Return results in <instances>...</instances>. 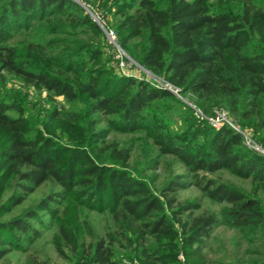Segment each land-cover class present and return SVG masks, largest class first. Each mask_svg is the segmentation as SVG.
Returning a JSON list of instances; mask_svg holds the SVG:
<instances>
[{
	"label": "trees",
	"instance_id": "16d2710c",
	"mask_svg": "<svg viewBox=\"0 0 264 264\" xmlns=\"http://www.w3.org/2000/svg\"><path fill=\"white\" fill-rule=\"evenodd\" d=\"M216 1L219 6L213 8L211 0H164L163 3L134 0V7L128 4L133 12L127 15L124 25L130 27L127 38H140L132 47V56L184 93L197 96L202 108L224 106L239 119L250 120L258 135L264 132V1L232 0L239 6L237 11L227 4L228 0ZM0 2V76H4V72L21 76L25 84L45 88L69 102L87 96L88 115L107 116L120 130H152L151 136L160 151L176 156L193 172L227 169L240 177L251 178L254 184L253 195H248L210 178L199 179L197 184L208 196L223 199L230 207L222 219L211 211L194 215L190 212L197 206L178 202L174 194L181 186L178 179H171L161 195H157L127 171L100 163L93 155L95 151L58 150L45 138L27 135V121L20 107L0 99V158L3 162L0 170L12 180L10 194L0 202V212L10 213L47 181H55L70 192L79 190L83 196H90L93 203L99 200L100 193H109L112 204L108 209L116 234L138 247L141 264H168V259L178 252V242L174 240L180 241V234L187 246L195 245L220 222L238 227L263 226L264 229V203L257 198L264 192V157L246 146L241 132L229 124L224 125L219 131L209 133L211 140L203 154L193 152L145 118V110L155 101L171 96L152 83L125 75L105 80L99 70H94L73 84L50 69L35 63L25 64L20 60L18 48L9 42L32 22H51L62 16L71 17L67 24L77 27L97 26L73 0ZM125 38L126 35L122 36L123 40ZM11 110H18L20 114L12 115ZM102 138L104 136L95 133L96 143ZM97 148L102 154L111 150L124 165L131 159V150L127 147L109 144L107 149ZM35 214L31 209L0 220V264H12L7 256L16 246L15 240L21 238L16 230L28 236L32 228L26 220ZM59 231L65 247L78 248V237L71 226L62 221ZM114 243L115 237L110 231L107 237L94 240L90 244L92 262L117 264L113 257ZM63 244L57 243L60 254H64ZM168 245H177V249L168 251ZM27 264L46 262L29 255ZM191 264L203 263L197 259Z\"/></svg>",
	"mask_w": 264,
	"mask_h": 264
},
{
	"label": "rangeland",
	"instance_id": "374dc122",
	"mask_svg": "<svg viewBox=\"0 0 264 264\" xmlns=\"http://www.w3.org/2000/svg\"><path fill=\"white\" fill-rule=\"evenodd\" d=\"M73 1L86 10L97 28L67 24L72 18L62 16H57L51 22H32L9 42L18 48L21 61L27 65L35 63L38 67L50 69L73 84L94 70H99L98 73L105 80H115L116 76L125 75L139 81H148L171 93V96L155 101L145 110V118L183 148L203 154L211 140L209 133L219 131L229 124L244 135V143L248 148L264 157V132L257 135L250 120L239 119L224 106L209 105V110L202 108L197 96L191 92L184 93L179 88L178 92H174L172 84L168 82L170 86L166 85L164 78L152 73L132 56V47L140 38H127L130 27L124 25L127 15L133 12L128 4L132 3L134 7V0ZM211 2L213 8L219 6L218 1ZM227 4L235 11L239 8L232 0H228ZM108 30L114 31L118 45L126 53L122 58L124 70L119 67L120 58L115 55L117 48L111 43ZM125 35L123 40L122 36ZM31 44H34L32 48ZM3 75L0 76V99L20 107L27 121V135L45 138L58 150L80 148L90 153L95 151L93 155L98 157L100 163L127 171L134 178L145 182L157 195H161L167 183L176 178L181 186L174 194L178 202H191L197 206L190 212L194 215L211 211L222 219L230 207L227 201L212 198L199 187L197 181H203V177L253 195L254 184L251 178L240 177L227 169L193 172L176 156L163 154L151 136L152 130H120L112 125L107 116L100 113L88 115L87 96L69 102L64 96H58L45 88L25 84L21 76L6 72ZM9 113L18 115L20 111L11 110ZM95 133L104 138L96 143ZM109 144L131 150V159L126 165L116 160L111 150L102 154L97 148L107 149ZM2 163L0 158V167ZM11 181V177L1 169L0 202L10 194ZM98 196L99 200L93 203L90 196H83L79 190L70 192L55 181H47L21 204L14 206L10 213L0 212V220L22 215L31 209L36 212L33 218L26 220L32 228L28 236L16 230L21 238L15 240L16 246L7 256L9 261L12 264H27L29 255H32L46 264H94L90 257V244L96 239L107 237L110 231L115 237L113 257L117 264H141L138 247L116 234L108 209L112 204L110 194L100 193ZM257 198L264 203V192H260ZM103 199L105 203H102ZM62 221L64 225L71 226L73 234L78 237L77 249L64 246L59 231ZM177 228L180 230L178 225ZM179 236L180 241L174 240V243L178 242V252L168 259V264H191L197 259H201L203 264H264L263 226L238 227L220 222L211 228L206 237L200 238V243L191 246L182 241L181 234ZM58 242L63 244L64 254L58 251ZM177 245H168L166 249L175 251ZM194 252L198 254L194 255Z\"/></svg>",
	"mask_w": 264,
	"mask_h": 264
},
{
	"label": "built area",
	"instance_id": "2783aa9c",
	"mask_svg": "<svg viewBox=\"0 0 264 264\" xmlns=\"http://www.w3.org/2000/svg\"><path fill=\"white\" fill-rule=\"evenodd\" d=\"M107 35H108V37H109V39H110V41H111V43H113L114 45H115V47L117 48V50L115 49V55L118 57V58H120V60H119V67H121V69H123L124 70V68H125V65H124V62H123V60H122V58H124L125 56H126V53L124 52V50L118 45V43H117V41H116V35H115V33H114V31H112V30H108L107 31ZM166 85H169L170 86V84L167 82L166 83ZM171 88V87H170ZM172 89V88H171ZM174 90V92H178L179 90H178V88L177 87H175L174 86V88H173ZM224 117V116H223ZM225 119V118H224ZM236 130H238V129H236ZM239 131V130H238Z\"/></svg>",
	"mask_w": 264,
	"mask_h": 264
},
{
	"label": "water",
	"instance_id": "95a60500",
	"mask_svg": "<svg viewBox=\"0 0 264 264\" xmlns=\"http://www.w3.org/2000/svg\"><path fill=\"white\" fill-rule=\"evenodd\" d=\"M92 12V10H90ZM93 13V12H92Z\"/></svg>",
	"mask_w": 264,
	"mask_h": 264
}]
</instances>
